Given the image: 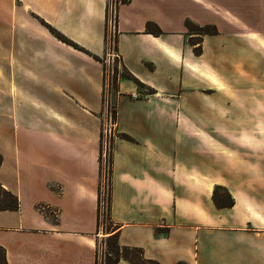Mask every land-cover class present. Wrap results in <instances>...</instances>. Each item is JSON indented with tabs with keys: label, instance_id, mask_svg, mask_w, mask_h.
Masks as SVG:
<instances>
[{
	"label": "crops",
	"instance_id": "1",
	"mask_svg": "<svg viewBox=\"0 0 264 264\" xmlns=\"http://www.w3.org/2000/svg\"><path fill=\"white\" fill-rule=\"evenodd\" d=\"M107 5L0 0V184L18 198L0 210L6 264H97L109 234L160 264H264V31L217 26L194 53L185 20L217 25L212 0L118 4L131 76L115 98L111 231L97 225ZM223 189L230 206L213 201Z\"/></svg>",
	"mask_w": 264,
	"mask_h": 264
},
{
	"label": "trees",
	"instance_id": "2",
	"mask_svg": "<svg viewBox=\"0 0 264 264\" xmlns=\"http://www.w3.org/2000/svg\"><path fill=\"white\" fill-rule=\"evenodd\" d=\"M128 0H120V2H126ZM43 24L49 29V31L54 34L59 40L62 42H65L71 46H73L76 49L84 50L81 46L64 36L62 33L54 29L49 24L43 22ZM185 26L190 32V34H193L194 36L190 40L191 44L194 45V53L199 54L200 53V38L202 34H213L216 33V28L212 26H200L199 24H196L192 22L189 19L185 20ZM211 28V29H210ZM145 31L152 33V34H159L161 32L160 28L153 22H147L145 25ZM108 30H107V22H106V30H105V48L107 46L108 41ZM116 41V37L114 39ZM114 49L116 50V44H114ZM118 57H116L115 60V66L113 69V72L111 74V82H112V88L114 90L117 89V83L120 77H130L131 74L126 70L124 65L122 64V61L117 54ZM99 61H102V58L98 56H94ZM135 82L137 83L138 87L140 88H146L149 90V92H152V90L148 87H146L144 84L139 82L135 79ZM104 96V78H103V85H102V101ZM119 135L125 139H131L128 135L124 133H119ZM0 164H1V155H0ZM110 165H111V156H110ZM101 168V166H100ZM213 201L216 205H223V206H230L233 203V199L231 198L230 194L223 189V194L220 195L219 199H216L215 196L213 198ZM106 209L105 212L102 210L100 205V191L98 186V206H97V225L101 226L103 222L107 221V224L105 227H103V230L105 232H110L112 224L110 222L109 217V210H110V169H109V190L107 194V200H106ZM18 207V198L15 194L4 188L0 184V210H15ZM102 242H105L106 250L104 252V264H119V260H125L130 264H160L159 262L146 258L143 254V251L139 247L135 246H123L119 245L115 234H109L107 235ZM97 261V260H96ZM0 264H6V260L4 257V252L0 248ZM181 264V263H177Z\"/></svg>",
	"mask_w": 264,
	"mask_h": 264
},
{
	"label": "rangeland",
	"instance_id": "3",
	"mask_svg": "<svg viewBox=\"0 0 264 264\" xmlns=\"http://www.w3.org/2000/svg\"><path fill=\"white\" fill-rule=\"evenodd\" d=\"M108 1L109 0H107V2ZM212 1L216 4L217 25L216 24H213V25L205 24L206 26H211V28L213 26L216 28V30L218 29V27H220L223 29H231V30H240V29L247 30L248 29L250 31H256L259 29V30L264 31V0H212ZM117 2L119 4L120 0H117ZM107 8H108V5H107ZM115 19H116V15H115ZM194 23H196V22H194ZM196 24H198V23H196ZM200 26H204V25H200ZM107 30H108V23H107ZM111 33H112L111 28H109V33L107 35L109 38H110ZM188 39L191 40L192 37H189ZM107 49L108 48L106 46L102 57H100V58H102V61H100V62L102 64V73H103L104 82H105L106 76H108V78H110L109 79V84H110L109 87H110V92H111L110 97H111L112 112L110 111L109 107L105 108L104 107L105 105L103 106V101H102L101 135L105 134V133H103L105 120L110 121V122L116 121L115 98L118 94V93L117 94L114 93L115 90L112 88V82H111L112 76H111V72H110L111 68L114 69L115 63H112V65L109 67V70L107 69V63H106ZM109 51H110V49H109ZM116 53H117V51H116ZM117 90H118V88H117ZM108 128H109V126L107 127V130H108ZM111 133H113L115 135L116 129L115 128L112 129V127H111ZM104 185H105V183H104ZM101 187H102V191L106 190V185L101 186ZM108 190H109V182H108ZM102 210L105 212V208L104 209L102 208ZM106 224H107V221L103 222L102 226L105 227ZM99 247H101L105 252V250H106L105 249L106 248L105 242L100 241L98 243V248Z\"/></svg>",
	"mask_w": 264,
	"mask_h": 264
},
{
	"label": "built area",
	"instance_id": "4",
	"mask_svg": "<svg viewBox=\"0 0 264 264\" xmlns=\"http://www.w3.org/2000/svg\"><path fill=\"white\" fill-rule=\"evenodd\" d=\"M118 2L117 0H109L108 1V8H107V23H108V33L109 28H111V35L110 38L108 37L107 42V52H106V63H107V69L109 70V67L112 65V63L115 62L117 53L114 49V37H115V15H116V8H117ZM109 46V47H108ZM110 49V51H109ZM111 68V74L113 72ZM108 76H106L105 82H104V96H103V106L109 107L110 111L112 112V106H111V92H110V84H109ZM114 93H118V90L116 89ZM141 96L139 93L132 94V97ZM109 126L108 130L107 127ZM111 127L112 129L115 128V122H110L105 120L104 128H103V135H101V143H100V182H99V191H100V205L101 208L106 209V200H107V194H108V182H109V169H110V156H111V148H112V140L114 137V134L111 133ZM104 136V137H103ZM106 185V190L102 191L101 186ZM97 264H104V250L99 247L97 252Z\"/></svg>",
	"mask_w": 264,
	"mask_h": 264
}]
</instances>
